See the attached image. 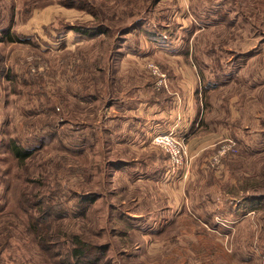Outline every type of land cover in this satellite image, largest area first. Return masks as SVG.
<instances>
[{
    "label": "rangeland",
    "instance_id": "rangeland-1",
    "mask_svg": "<svg viewBox=\"0 0 264 264\" xmlns=\"http://www.w3.org/2000/svg\"><path fill=\"white\" fill-rule=\"evenodd\" d=\"M170 108L207 135L175 180L144 121ZM65 234L88 264H264V0H0V264Z\"/></svg>",
    "mask_w": 264,
    "mask_h": 264
},
{
    "label": "crops",
    "instance_id": "crops-1",
    "mask_svg": "<svg viewBox=\"0 0 264 264\" xmlns=\"http://www.w3.org/2000/svg\"><path fill=\"white\" fill-rule=\"evenodd\" d=\"M181 79H182V81H181ZM194 79L190 80V81H192V83L188 82L189 81L188 78H173L172 79V83H170V86H168L169 87L168 92L170 94L167 93V95L170 97V99L172 101V104H174V102H175V97L172 93H174V92L179 93L180 92L179 88L183 91H186V92L188 91L187 93H189L190 92L189 88L192 87V85L194 83ZM190 90H191V88H190ZM182 93H184V92H182ZM156 111H158V109ZM178 112H179V110H178ZM179 118H180V113L175 114L172 108H170L166 111H162L159 114H155V110L150 109V111L146 113L145 119H144V121L147 120L146 124H149V123L151 124L150 130L147 133L151 132L150 135L152 137L157 132L168 131L169 129L172 128L171 126H173V127L176 126L177 131L180 132L181 134H183L185 136V138L187 139L189 151L192 153H195L196 151H193V147H194V145L197 144L196 140L205 141V139L207 138V135H202L199 137L195 136L192 133L193 131L191 130L190 121H187V120L185 121V118L182 117L181 123H178V121L181 120ZM133 143H135L134 147L137 149V148L141 147L142 144L145 142L139 138H136L133 140Z\"/></svg>",
    "mask_w": 264,
    "mask_h": 264
},
{
    "label": "built area",
    "instance_id": "built-area-1",
    "mask_svg": "<svg viewBox=\"0 0 264 264\" xmlns=\"http://www.w3.org/2000/svg\"><path fill=\"white\" fill-rule=\"evenodd\" d=\"M155 86L157 89L165 88V78H157ZM185 139L176 126L168 131L157 132L150 139L151 145L161 148L166 154L169 169L167 176L169 175L171 180L187 177L191 159L187 154Z\"/></svg>",
    "mask_w": 264,
    "mask_h": 264
},
{
    "label": "trees",
    "instance_id": "trees-1",
    "mask_svg": "<svg viewBox=\"0 0 264 264\" xmlns=\"http://www.w3.org/2000/svg\"><path fill=\"white\" fill-rule=\"evenodd\" d=\"M157 1L158 0H152V4H154ZM75 29H79V28H75ZM83 33L86 35L89 32H83ZM161 95H163V94H161ZM169 99H170V97H169ZM9 151H10L11 156L17 162L18 165L25 164V162L32 155L31 149L22 148L20 145H18L15 142L9 143ZM31 205H32L31 207H35L34 204H31ZM37 211L40 212L41 211L40 208H38ZM11 216L16 219V221L18 222V225L24 224V221L22 223V220H20L18 215L15 216V214L12 213ZM30 218L34 219L32 214H30V217H29L28 221L24 224V226L34 236L35 233L39 230V228H37V227H39V224H40V226L44 225V223H43L44 221L41 220L40 218H39V220L34 219L33 221H31ZM9 238H10V236L7 239L9 240ZM35 240H36V238H35ZM67 242L69 245L66 246L67 247L66 248V252H67L66 256L67 255L68 256L60 259L58 263L59 264H88V262H85L84 260H85V257L88 255V252L90 250L91 245L88 242L83 241V239H81L77 235L67 236Z\"/></svg>",
    "mask_w": 264,
    "mask_h": 264
}]
</instances>
